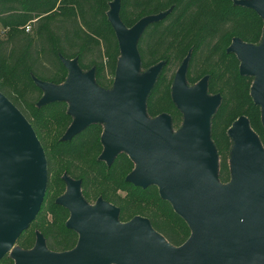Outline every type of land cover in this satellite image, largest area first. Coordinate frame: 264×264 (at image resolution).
Listing matches in <instances>:
<instances>
[{"label": "water", "instance_id": "1", "mask_svg": "<svg viewBox=\"0 0 264 264\" xmlns=\"http://www.w3.org/2000/svg\"><path fill=\"white\" fill-rule=\"evenodd\" d=\"M235 4L253 10L264 25V0ZM119 11L120 0L109 4L107 18L120 51L112 90L98 88L93 71L82 73L75 60H64L68 70L64 84L35 81L43 92L38 107L70 103L73 121L63 141L92 124H102L101 160L110 165L120 152L126 153L136 164L126 182L143 190L158 186L160 198L186 222L190 236L182 246L173 247L145 218L121 224L116 207L102 201L89 207L81 197L80 183L67 178V193L56 203L70 212L66 227L79 235L77 246L66 253L50 252L37 235L30 251L19 248L15 264H264V150L249 121L240 117L228 131L231 180L222 185L209 139L210 119L220 96L208 95L206 78L194 87L186 85V58L171 87V99L183 115L182 127L172 137L168 115L149 120L145 101L162 64L141 73L137 43L147 25L167 13L143 18L127 28ZM228 52L240 61V75L256 76L250 95L260 107L264 127V26L259 47L235 39ZM47 185L40 141L0 93V261L35 222Z\"/></svg>", "mask_w": 264, "mask_h": 264}, {"label": "trees", "instance_id": "2", "mask_svg": "<svg viewBox=\"0 0 264 264\" xmlns=\"http://www.w3.org/2000/svg\"><path fill=\"white\" fill-rule=\"evenodd\" d=\"M111 1L0 0V27L9 30L0 40V93L31 125L45 152L48 173L40 212L17 241L21 250L30 251L37 235L50 252L66 253L77 246L78 234L66 227L68 210L55 203L59 197L55 191L65 188L62 177L80 183L87 204L102 201L116 207L121 224L145 218L173 247L182 246L190 236L188 225L169 204L166 218L145 207L152 197L150 187L143 190L126 182L135 170L127 158H115L110 166L100 160L102 124H92L68 141L62 140L65 133L57 134L51 152L46 150L41 130L57 113H65L66 107L62 102L38 107L43 92L37 81L61 86L68 75L63 61L75 60L82 73L94 72L98 88H113L120 51L107 18ZM236 1L241 0H120L119 11L127 28L143 18L167 13L147 25L137 43L141 73L162 64L145 101L149 120L168 115L173 131L182 127L183 115L171 99V87L186 58V85L194 87L206 78L208 95L220 96V105L210 119L209 139L217 154V178L222 185L231 180L228 131L237 118L248 119L250 128L260 134L264 149L260 107L250 95L254 80L240 75V62L228 52L235 39L259 47L264 25L253 10L236 5ZM72 121L66 116L62 125L68 129ZM135 199L140 202L138 207L131 205ZM0 264L11 263L2 259Z\"/></svg>", "mask_w": 264, "mask_h": 264}, {"label": "rangeland", "instance_id": "3", "mask_svg": "<svg viewBox=\"0 0 264 264\" xmlns=\"http://www.w3.org/2000/svg\"><path fill=\"white\" fill-rule=\"evenodd\" d=\"M111 2L113 3L114 0H112ZM8 31L9 30L3 29V28L0 27V40H4L7 37ZM250 34L251 33L249 32L248 35H250ZM139 76H141V75L139 74ZM248 77H251L252 80H255V78H256V76H248ZM62 103L66 107L65 113H63V114L57 113L56 116H53V119L48 124V126L47 127H43L42 130H41V132L43 134V137H44L45 147H46L47 152H51V150H52V144H53V141H55L57 139V134H61V133L64 134L65 133V130L67 129L66 128L67 126L62 125V121L65 119L66 116H70V114H69V108H70L69 105H70V103L69 102H62ZM244 118H246V117H244ZM238 119L239 118H237L235 121H237ZM261 125H262V123H261ZM262 127H263V125H262ZM251 131H252V133L256 136V138L259 141L260 134L258 135V133L256 131H254L253 129H251ZM176 135H177V132L176 131H173V130L170 131V136L175 137ZM259 143H260V146H261V142L260 141H259ZM116 158L119 159V160L120 159H126L127 158L132 163V165L135 164L134 162H132L128 158V156L126 155V153H123V152H120L116 156ZM63 179H65V178H63ZM149 187H150V191H151L150 193L152 194V197H151V200L148 201L147 205H145V207H147L148 210H151L153 212H157L162 217L166 218V215H167V213H166V211H167V204H169V202H167L165 200H162L160 198L158 186L151 185ZM55 192H56L57 196H59L58 198H60V197L64 196L67 193V186L64 189H57ZM164 203H166V205ZM139 204H140V202L137 201V199L132 200L131 205L133 207H138ZM94 207L95 206H93L92 208H94ZM17 252H19V248H18L17 242H16V244L13 246V248L4 257V261H8L11 264H15L16 263L15 254Z\"/></svg>", "mask_w": 264, "mask_h": 264}, {"label": "flooded vegetation", "instance_id": "4", "mask_svg": "<svg viewBox=\"0 0 264 264\" xmlns=\"http://www.w3.org/2000/svg\"><path fill=\"white\" fill-rule=\"evenodd\" d=\"M232 43H233V41H232ZM232 43H231V45L229 46V48L232 46ZM231 53V52H230ZM233 54V53H232ZM235 55V54H234ZM236 56V55H235ZM236 58H237V56H236ZM237 60H238V58H237ZM239 61V60H238ZM184 62V61H183ZM240 62V61H239ZM240 65V64H239ZM239 68H240V66H239ZM239 73H240V71H239ZM174 81V80H173ZM197 85V84H196ZM103 147V146H102ZM103 151H104V148H103ZM103 154V153H102ZM102 154H101V156H102ZM101 156H100V160H101ZM116 158V157H115ZM115 158H114V160H115ZM129 158V157H128ZM130 159V158H129ZM114 160L112 161V163L114 162ZM131 160V159H130ZM101 161H103V160H101ZM104 163H106L105 161H103ZM133 162V161H132ZM111 163V164H112ZM107 164V163H106ZM110 164V165H111ZM108 165V164H107ZM110 165H108V166H110ZM134 166H135V168H136V164H134ZM64 178V177H63ZM65 179H67V178H65ZM65 179H63L64 180V182H65V187L67 186V184H66V181H65ZM68 180H71V179H69L68 178ZM71 181H74V180H71ZM74 182H78V181H74ZM130 184V183H129ZM132 185V184H131ZM135 187V186H134ZM80 192H81V190H80ZM82 197V196H81ZM85 202V201H84ZM99 202V201H98ZM55 203H56V201H55ZM86 203V202H85ZM87 204V203H86ZM97 204V203H96ZM96 204H94V205H90V204H87L89 207H93V206H96ZM108 204V203H107ZM110 205V204H109ZM66 209V208H65ZM69 212V211H68ZM69 216H70V212H69ZM70 218V217H69ZM136 218V217H135ZM134 219V218H133ZM69 220V219H68ZM79 236V235H78Z\"/></svg>", "mask_w": 264, "mask_h": 264}, {"label": "built area", "instance_id": "5", "mask_svg": "<svg viewBox=\"0 0 264 264\" xmlns=\"http://www.w3.org/2000/svg\"><path fill=\"white\" fill-rule=\"evenodd\" d=\"M25 31L28 32V31H29V27H26V28H25Z\"/></svg>", "mask_w": 264, "mask_h": 264}]
</instances>
